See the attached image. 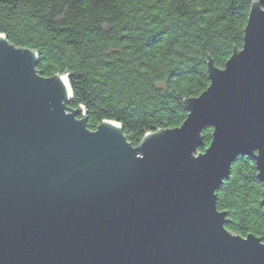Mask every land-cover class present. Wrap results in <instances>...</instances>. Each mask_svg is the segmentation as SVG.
<instances>
[{
    "label": "water",
    "instance_id": "obj_1",
    "mask_svg": "<svg viewBox=\"0 0 264 264\" xmlns=\"http://www.w3.org/2000/svg\"><path fill=\"white\" fill-rule=\"evenodd\" d=\"M245 24L183 123L137 146L119 122L90 130L68 72L43 77L38 52L0 34V264H264L261 239L230 232L215 202L247 155L264 206V0Z\"/></svg>",
    "mask_w": 264,
    "mask_h": 264
},
{
    "label": "trees",
    "instance_id": "obj_2",
    "mask_svg": "<svg viewBox=\"0 0 264 264\" xmlns=\"http://www.w3.org/2000/svg\"><path fill=\"white\" fill-rule=\"evenodd\" d=\"M254 0H0V34L38 52L44 76L68 72L73 98L90 130L103 120L123 125L134 146L159 128L180 126L185 101L210 84L243 45ZM212 127L202 130L205 151ZM254 160L238 155L216 190L225 227L264 243L263 184Z\"/></svg>",
    "mask_w": 264,
    "mask_h": 264
}]
</instances>
